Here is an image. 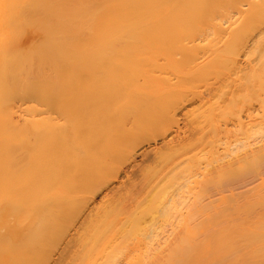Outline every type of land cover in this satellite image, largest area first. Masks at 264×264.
<instances>
[{"label":"rangeland","instance_id":"rangeland-1","mask_svg":"<svg viewBox=\"0 0 264 264\" xmlns=\"http://www.w3.org/2000/svg\"><path fill=\"white\" fill-rule=\"evenodd\" d=\"M26 48L21 49L19 54L27 56L31 53L32 50L27 48L26 51ZM84 53L86 54L80 48L73 50L68 55L69 62L60 66V75L53 76L50 82L46 80L43 84L41 82L40 89L34 96V99L38 96L37 100L31 101L36 104L33 106L35 108L33 117L39 130L36 134L40 139L45 137L44 140L55 138L52 139L56 141V147L50 148L53 150L51 152L44 145L35 146L30 143L27 149L26 145L23 146L20 165L35 168L32 170L36 171L31 173V169L27 168L29 173L22 168L25 174L22 172L21 178L16 179V181L19 179L18 186L21 187L17 190L22 189L20 191L23 197L28 199L25 195H29L36 200L20 203L22 204L19 208L20 218L26 220L33 216L35 220L47 218L50 225L56 218L55 223L62 227L59 229L54 223L57 227L47 230V236L44 235L46 227L42 226L45 228L43 232L40 230L42 227L37 224V227L33 225L30 230V227L25 225V220L20 219L23 223L20 225L24 227L19 228L21 227L22 232L24 228L28 232L27 235L18 236L20 239L14 238L13 245L19 241L20 245L23 243L24 246H19L18 242L14 246H9L10 250L13 247L12 252L15 251V255L13 254L15 261L8 254L11 253L10 250L6 253L8 256L4 253L7 258L12 259L9 262L69 264L73 261L70 264H74L72 258L80 256L75 254L80 250L78 240L85 231L83 228L88 227L92 221L90 219L97 213L109 212L111 209L112 213L109 212L103 234L105 231L114 232L116 238L112 233L111 235L108 233L111 238L109 236L106 239L114 238L119 243L114 264H146L145 259L148 256H166L169 253V246L180 239L190 242L193 248H198L200 243L206 241L210 243L211 251L215 250V253L218 250H221L220 254L227 251L225 258L222 257L220 260L218 257L216 261L212 256L201 254L197 256L194 264H264V211L261 210L264 207V193L242 194L241 190V194L238 195V190L234 193L235 191L230 192L231 189H226L227 186L230 188L229 182L227 185L224 183L229 181L231 172L228 174L226 170L227 161L224 153H227L225 147L229 143L223 137V129L231 122H236L238 116L243 115L238 111L224 112L223 108L230 91L224 75L219 76L218 82L213 83L202 80L201 76L208 72L206 70L208 67L206 68L207 65L204 64L203 67L200 63L191 67L164 64L144 66L139 61L107 64L97 63L93 59L84 61L85 58L82 57ZM78 55L81 59L75 60L73 56L78 58ZM88 55H92V52ZM157 58L159 62H163L161 56ZM147 68L148 74L152 75L149 77L153 78L151 81H146L145 76L141 74ZM87 71L90 76L88 73L85 74ZM113 73L115 76H121V82L113 84L114 86L108 85L109 80L103 78L110 74L114 75ZM199 76L202 79L198 78ZM101 79L107 83L104 84ZM45 88L50 89L49 91L46 89L48 94L42 93ZM104 89L107 95L99 98L98 93ZM120 90L137 94L118 99L115 92H121ZM138 90L146 92V95L139 94ZM112 92L115 94L114 97L111 95ZM208 101L215 102L213 104L217 106L216 110L211 112L213 116L208 114V107H211H207ZM241 105L239 102L236 108ZM25 106L23 104V109ZM21 114L23 116L19 117L18 121L23 139L26 136L27 113L23 110ZM48 121L51 125L49 128ZM87 124L90 125L86 126ZM101 124L110 134L106 140L103 139L105 142H101L102 146L91 150L90 146L96 141L98 136L96 134L99 133L97 130ZM87 128L90 130L86 131ZM263 131L264 129L258 132L251 131L249 136L241 133L237 134V137L231 135L232 138L248 141L251 149L257 150L264 145ZM117 132L119 135H114ZM123 132L125 135L122 136ZM104 135L106 136V133ZM234 138H230V141L236 140ZM77 142L79 146L75 144ZM84 142H91V145L87 143L88 146ZM89 152L97 153L99 157L96 158L95 154L90 156ZM70 157L73 162L70 161ZM93 157L94 159H91ZM28 158L31 161L27 160ZM87 161L88 163H85ZM235 161H231L233 165L237 164ZM222 164H225L224 169ZM205 167L207 174L206 169L203 170ZM197 172H201L199 174L203 176ZM195 178H198V184L193 182ZM15 183L10 184L16 188L18 186ZM34 183L36 186L31 185ZM36 187L37 190H34L36 194L28 191ZM31 194H35V197ZM53 211L55 213L57 211V214L60 212L61 216L54 215ZM50 213L53 216L50 217ZM59 217L62 219L58 221ZM47 221L45 224L49 223ZM65 221L66 225H63L62 222ZM67 224L69 228H65ZM109 226L110 230H105ZM14 228L13 231L20 230L18 227L15 230ZM12 230L9 228L10 232ZM38 230L44 234L40 235L41 232ZM21 236H25V241ZM12 238L11 240L8 238V243L5 240L1 246L3 247L5 243L11 245L14 242ZM165 243L169 246H165ZM17 247H21V251L17 250ZM3 248L5 251L8 249ZM23 248L25 252H22ZM230 252L232 255H229ZM1 260L3 263L7 261L8 264L9 259ZM213 261L215 262L211 263Z\"/></svg>","mask_w":264,"mask_h":264},{"label":"bare ground","instance_id":"bare-ground-1","mask_svg":"<svg viewBox=\"0 0 264 264\" xmlns=\"http://www.w3.org/2000/svg\"><path fill=\"white\" fill-rule=\"evenodd\" d=\"M24 47L32 50L27 56L19 54V51ZM79 48L81 51L86 52V54H82L83 59L85 58L84 61L93 59L97 63L104 62L107 64L139 61L144 66L164 64L184 67H191V65L195 64L199 65L198 63H200V65L202 64L203 66L204 64V66L207 65L205 66L206 68L208 67L206 69L208 72L206 71L207 73L204 72L206 74L200 75L203 79L200 76L198 77L203 81L215 83L218 82L219 76L224 75L227 87H230V91L228 90L229 97L223 108L224 112L233 113L234 111H238L239 114L243 113V115H240L241 117L238 116L239 119L237 118L238 120L234 121L235 124L231 122L232 126L230 123L228 127L226 126L223 129L224 133L222 134L225 135L223 137L229 143L225 147L227 153H224L227 161L226 170L228 172H226L228 174L231 172L229 181L224 182L226 185L229 182L230 188L226 187L224 183L223 187H226L227 190L231 189L229 190L230 192H238V195L241 194V190L242 194L246 192L247 194L248 192L253 194L264 193V145L254 150L251 149L248 141L238 140L234 137L236 140L230 141V138L233 139L232 135L237 137V134L240 135L241 133L249 136L251 131L258 132L264 129V0H0V264H7V261L3 263V260H1L5 258L9 259L8 264H11L9 261L14 260L15 251L13 250L12 252L13 247L10 250L9 246L15 243L14 238H19L18 236L20 235H27L28 230L25 231L24 228L25 232H22V229H20L24 227V225H20V219L21 221L25 220V225H28L27 227H30V230L33 225L36 226L37 224V226L46 227V230L44 227L40 229L43 232L45 230V234L38 230L41 232V234L38 232L40 235L44 234L48 236L47 230L50 231V229L57 227L55 225L57 224V222L55 223L57 221L55 220L56 218L52 221L55 224L51 222L52 226L47 221L49 219L44 218V220L42 218L41 220V218L38 219L36 217L38 221H44L42 223L39 221L41 223L39 224L37 220L33 219L34 216L31 212L29 213L32 214L33 218H27V216L25 217L27 220L20 218L19 208L22 206L20 203L22 201L26 203V200L31 199L32 201L36 200L29 195H25L28 199L23 197L22 189H20L21 191L17 190L20 186H18L19 179L17 181L16 179L21 178V175L25 174L22 168H24V171L28 168H25V165H22L23 167L20 165L23 146L26 145L27 149V145L33 143L35 146L38 144L44 145L45 148L49 149L53 146L56 147V141L54 142L53 140L55 138H47V140L45 139L47 141L45 143V137L40 139V136L36 134L38 125L33 117V111L35 110L33 106L35 107L36 104L34 105V102L31 101H33L34 96L39 91L41 82L42 84L46 81L50 82L49 80L53 76H59L60 66L66 65L67 61L69 62V53ZM91 52L92 55H88ZM157 56H161L163 62H159ZM79 57L81 56L78 55V58L77 56H73L75 60L81 59ZM148 71L147 68L141 74L145 76L146 81H151L153 78H151V74H148ZM88 75L90 76V73ZM88 75L85 76L88 77ZM110 75L103 77L107 81L109 80L108 85L121 82V76ZM101 81L105 82L102 79ZM47 88L42 93L48 94L50 89ZM104 91L102 90L100 91L101 93H98L99 98L103 97L104 94L107 95V91ZM143 93L144 91H139V94L146 95V92ZM94 94H92L93 97ZM115 94L112 92V97L125 99L135 93L116 91ZM41 96L43 97L42 94ZM25 100L26 102H24ZM239 102L242 105L236 108ZM208 103L209 105L206 103L207 107H212V109L208 107V114L213 116L212 113L216 110L217 106L213 104L215 102L208 101ZM23 104L24 106L26 105L24 109ZM23 110L27 115L25 119L26 136L22 139L18 119L23 116L21 114ZM50 123L52 122L50 121ZM50 123L48 124L49 126L47 125L48 128L51 127ZM88 125L90 124L86 126ZM102 125L98 127L99 130L97 131L99 133H95L98 135L96 141L93 137V139L90 137L95 141L92 142L90 140L93 143L90 146L91 150L100 147V145L102 146L101 142L110 134L105 129V126ZM105 133L106 136L104 135ZM117 134L119 135V132L114 135ZM123 134L125 135L124 132L122 136ZM83 136L85 137V135ZM85 142L84 144L88 145L87 143H89L91 145V142ZM75 144H78V142ZM80 147L77 148L79 149ZM172 148L171 150H173ZM80 150L82 151V149ZM165 150L168 151L167 149ZM85 152L87 151L85 150ZM94 154H90V156ZM98 155L96 153L95 157ZM91 159H94V157ZM27 160L31 161L29 158ZM232 160L237 163L235 164L237 167L233 165ZM70 161H72V158ZM85 163H88V161ZM85 163L83 162V164ZM222 166L224 169L225 164H222ZM32 169L30 172L32 173L33 171L35 173L36 170ZM205 169L206 167L203 170ZM203 170L201 171L202 173L204 172ZM27 172L29 171L27 170ZM199 173L197 172V174ZM207 173L206 169L205 174ZM200 176L203 175L201 174ZM14 179L17 183L12 181ZM9 180H11L10 183H15L18 187L15 188L8 182ZM193 182L198 184V178H195ZM34 184L31 185L36 186V183ZM35 189L37 190V187L28 191H33L36 194ZM224 191L227 192L226 190ZM234 193L232 194L234 195ZM35 194H31V196L35 197ZM263 208L261 210L264 211ZM111 211L110 209L109 212ZM106 212L97 213L99 214H96L97 216L93 215L95 218H91L90 220L92 221L89 222L88 227L83 228L85 229V231L83 230L84 233L80 232V235H82L78 240V247L82 252L78 250L79 253H74L75 255H80L76 256L75 259L78 258L77 260L72 258L75 262L74 264L115 263L114 256L116 257L117 245L119 243L116 241L117 239H114L116 238V235L113 234L114 232L105 231L103 234V227L107 225L104 224L110 214ZM29 213L28 215H31ZM53 213L55 215L57 211L56 213L53 211ZM256 213L261 215L259 212ZM51 215L52 213H50V217ZM57 215L61 216L60 212ZM256 216L259 217L258 215ZM61 219H58V221ZM45 221L49 223L46 222L47 224H45ZM62 223L66 225L64 224L66 221ZM19 226L21 227L19 228ZM11 227L14 230L19 228L21 230L19 231L22 233L13 231ZM9 228L12 230L11 232ZM65 228H69L68 224ZM107 229L110 230V226L109 228H105V230ZM5 230L6 232H4ZM108 233L110 235L112 233L113 237L114 235L115 237L111 240L106 239L110 236H108ZM10 237H13L14 242H9L11 245L5 243L3 247L8 248L5 251L1 243L3 244L5 240L7 242L8 238L11 240ZM22 239L25 241V236ZM17 242L19 246H24L22 241L21 245L19 241H16V244ZM165 246L169 245L166 244ZM193 247L190 242L180 239L171 244V247L169 246L170 249H167L169 253L166 256L164 255L165 257L156 255V257L148 256V259H144L146 264H194L197 256L201 254L212 256L215 261L216 258L220 257L221 260L222 257L225 258L227 255V251H224L222 254H220L221 250H218L216 253L215 250L211 251L210 243L206 241L200 243L198 248ZM20 248L17 247V250L21 251L22 248ZM240 249L236 251L239 252ZM23 251L25 252L24 248ZM4 253L10 254L9 256L12 259L7 258L8 254L5 256ZM229 255H232V253Z\"/></svg>","mask_w":264,"mask_h":264}]
</instances>
